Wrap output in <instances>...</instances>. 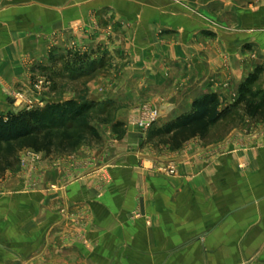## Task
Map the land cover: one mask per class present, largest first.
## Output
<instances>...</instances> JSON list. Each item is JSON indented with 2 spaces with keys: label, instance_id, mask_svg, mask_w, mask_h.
<instances>
[{
  "label": "crops",
  "instance_id": "1",
  "mask_svg": "<svg viewBox=\"0 0 264 264\" xmlns=\"http://www.w3.org/2000/svg\"><path fill=\"white\" fill-rule=\"evenodd\" d=\"M33 5L26 18L20 0H0V112L16 106L4 97L9 84L36 98L25 82L21 45L15 41L21 29L34 35L82 17L66 10L65 20H48L38 2ZM148 10L137 11L135 34L130 26L116 28L108 47L111 58H128V50L131 58L102 93L116 109V122L126 124L140 100L153 102L164 123L208 93L217 95L223 110L245 75L260 66L264 72V33L241 35L258 49L250 57L240 51L245 42L240 34L232 38L192 23L195 36L185 44L177 14L167 10L171 18L163 10ZM159 29L164 34L156 36ZM207 30L216 37L203 36ZM6 32L12 40H6ZM128 34L137 35L140 44L129 41ZM30 45L34 64L45 62L46 43L34 36ZM185 64L187 77L179 71ZM165 65L171 67L168 75ZM128 131L113 150L92 153L93 162L77 171L82 177L60 190L40 185L25 191L23 178L8 177L0 195V264H41L40 255L61 264H264V134L254 124L222 139L195 136L161 150L149 149L145 131ZM169 164L176 173L157 171Z\"/></svg>",
  "mask_w": 264,
  "mask_h": 264
},
{
  "label": "rangeland",
  "instance_id": "2",
  "mask_svg": "<svg viewBox=\"0 0 264 264\" xmlns=\"http://www.w3.org/2000/svg\"><path fill=\"white\" fill-rule=\"evenodd\" d=\"M7 2L10 1H6V5ZM34 2H38L37 6H41V14L48 20H51V16L60 21L65 20L62 11L66 10L70 15L77 13L82 17L81 20L65 26L63 29L66 30L58 28L33 35L29 29H21L20 36L15 41L20 42L21 45V68L27 72L25 82L35 93L36 98L26 96L23 90L15 89L13 84H9L4 97L12 99L16 106H8L9 109L1 111L0 115L7 112H26L42 108L50 103H63L69 100L77 106L82 105L85 111L79 118L67 122L69 126L67 133L64 134L63 129L60 128L52 131L53 145L49 152H36L30 148H23L12 157L0 154V195L4 183L12 175H17L26 181L25 191H35L41 185L47 191L54 192L72 184L82 177L77 172L82 164L93 162L92 153H106L113 150L119 141L129 136L130 128L135 129V132L140 129V122L147 119V107L158 109L150 100H140L134 104L129 120L124 124L115 121L116 109L109 106L111 100L107 99L108 96H102L103 90L113 81L112 78L117 77L119 69L131 59L129 58L130 50L127 52L128 58H111L109 44L114 38L116 28L122 30L130 26L132 33H136L135 29L140 25L137 20L139 9H160L171 18L173 15L171 16L170 13L177 14L181 19V35L184 37L185 44L192 41L189 39H194L195 34L190 30L193 28L192 23L208 26V28L216 27L223 32H228L231 37L232 34H240L237 36L239 40L244 38L241 37L244 34L252 36L259 32L264 33V0H20L23 17H30V8ZM61 7L64 10L59 9ZM129 10L132 11L133 17L125 16V12H130ZM147 12L152 18L153 11ZM141 33L146 35L147 32ZM154 34L159 36L164 33L159 29L154 31ZM202 35L216 37V33L211 30L202 32ZM34 36L46 43L42 55L44 58L46 56L47 60L36 65L30 55L32 50L30 38ZM130 36L128 34L129 41L131 39L133 43L140 44L141 41L137 35H132L131 38ZM7 39L12 40V37L7 36L6 32ZM244 39L245 42L242 41L244 43L240 45L242 54L256 56L259 52L257 48L255 50L252 48L251 39ZM187 64L179 68L181 76H188L190 68ZM164 70V73L168 75L171 67L165 65ZM262 71L263 67L260 66L245 75L232 103L223 109L224 116L215 125H211L209 129L211 131L207 133L212 135L209 140L219 137L222 139L228 134L234 135L236 129L242 131L247 124H254L255 130L264 134V113L253 116L248 115L246 111L247 102L264 103V79H262L264 72ZM250 75H253V79L251 78L252 81L250 80L244 87V81ZM120 102L122 105L132 104L131 100ZM157 112V120L143 130L146 137L145 143L150 150H161L173 146L167 141V137H155L150 134L153 128L164 124L159 121V110ZM244 145L241 141L239 148L243 149ZM83 152H85L86 161L82 163L80 157L84 154ZM165 167L168 166L158 167L157 171L171 175L163 170ZM47 176L53 179L49 177L47 179ZM61 212L62 209H60ZM36 260L41 264H61L57 258L43 255L37 256Z\"/></svg>",
  "mask_w": 264,
  "mask_h": 264
},
{
  "label": "trees",
  "instance_id": "3",
  "mask_svg": "<svg viewBox=\"0 0 264 264\" xmlns=\"http://www.w3.org/2000/svg\"><path fill=\"white\" fill-rule=\"evenodd\" d=\"M253 75L249 76L243 86L246 87ZM219 101L215 93L204 94L196 98L191 109L163 125L153 128L151 136L167 137L174 147H179L186 140L205 137L209 127L225 114L219 109ZM264 103H246L248 115L257 116L264 113ZM85 108L77 106L69 100L63 103H50L42 108L26 112H7L0 115V154L15 156L18 150L30 148L36 152H49L53 145V130L63 129L67 133L69 120L77 119Z\"/></svg>",
  "mask_w": 264,
  "mask_h": 264
},
{
  "label": "built area",
  "instance_id": "4",
  "mask_svg": "<svg viewBox=\"0 0 264 264\" xmlns=\"http://www.w3.org/2000/svg\"><path fill=\"white\" fill-rule=\"evenodd\" d=\"M158 118L157 110L147 107V119L146 121H142L139 124V128L141 130H145L146 128L150 127ZM163 170L167 171L170 174L175 172V168L173 165L163 168Z\"/></svg>",
  "mask_w": 264,
  "mask_h": 264
}]
</instances>
